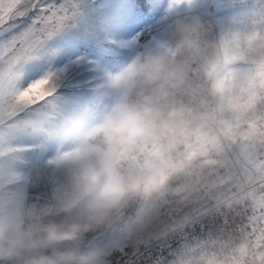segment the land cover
<instances>
[{"label": "clouds", "instance_id": "9594fccd", "mask_svg": "<svg viewBox=\"0 0 264 264\" xmlns=\"http://www.w3.org/2000/svg\"><path fill=\"white\" fill-rule=\"evenodd\" d=\"M161 20L157 39L94 78L98 108L46 161L47 198L17 196L0 168V264H113L116 242L149 247L238 209L236 235L171 264H264V0H162ZM24 59L0 64V119L53 110L59 74L18 87ZM230 156L251 167L238 175Z\"/></svg>", "mask_w": 264, "mask_h": 264}, {"label": "rangeland", "instance_id": "374dc122", "mask_svg": "<svg viewBox=\"0 0 264 264\" xmlns=\"http://www.w3.org/2000/svg\"><path fill=\"white\" fill-rule=\"evenodd\" d=\"M38 2V0H33ZM219 3L220 0H211ZM162 0H40L24 17V0H0V4L16 5L8 13L0 9V64H15L32 45L26 32L42 15L41 8L56 6L72 18L61 28V21H49L59 28L40 40L26 59L16 66V85L25 87L47 72L61 78L53 110L37 106L0 119V168L16 175V194L23 199L43 200L50 195L51 173L46 164L65 134L77 123L87 120L97 110L98 101L92 92L94 78L104 70H115L127 62L138 47L157 39L162 31ZM203 10V9H202ZM231 11V9H222ZM61 17L63 13L59 14ZM44 25H41L43 28ZM144 31L143 36L138 31ZM239 175L245 168L235 157L229 159ZM167 217L174 215L162 208ZM246 213L238 209L226 217L205 216L183 232L154 241L149 247L121 249L113 264H171L177 254L198 245H211L236 235L246 223ZM103 231L89 234L86 241L102 242Z\"/></svg>", "mask_w": 264, "mask_h": 264}, {"label": "snow or ice", "instance_id": "6c2138e0", "mask_svg": "<svg viewBox=\"0 0 264 264\" xmlns=\"http://www.w3.org/2000/svg\"><path fill=\"white\" fill-rule=\"evenodd\" d=\"M30 4L31 6L24 9V12L18 13L19 17L21 18L24 17L25 13H27L29 9L33 10L35 7L39 6L40 0H38V2L35 3L33 2V0H30ZM15 6L16 5H13L12 8ZM41 12L42 15L37 19H35L32 25L28 29H26V32L31 34L33 45L28 51L25 52L24 56L20 58V60L26 58L28 56V53L35 46V44L40 41L35 39L37 36H41L43 37V39L47 38L48 36L52 35L55 31H57L59 28L64 26L67 20L72 18L64 9L58 8L54 5L41 8ZM60 13H63L64 15L61 17L59 15ZM57 20H60L62 22L59 28L56 26V24H53L50 29L47 27L49 21H57ZM41 25H44V27L41 28ZM25 95H27V93H25ZM229 159H231V156L229 157ZM239 160L240 163L244 166V168L251 167L250 162L248 160H245L243 157H240ZM129 251H131L129 248L127 247L124 248V252H129Z\"/></svg>", "mask_w": 264, "mask_h": 264}, {"label": "built area", "instance_id": "2783aa9c", "mask_svg": "<svg viewBox=\"0 0 264 264\" xmlns=\"http://www.w3.org/2000/svg\"><path fill=\"white\" fill-rule=\"evenodd\" d=\"M144 31H145V29H144L143 31L139 30V31H138V34H139L140 36H143Z\"/></svg>", "mask_w": 264, "mask_h": 264}]
</instances>
